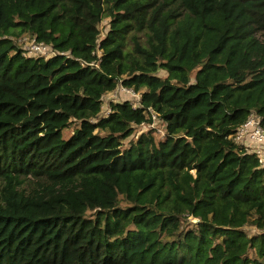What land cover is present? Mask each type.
Listing matches in <instances>:
<instances>
[{"label": "trees", "instance_id": "trees-1", "mask_svg": "<svg viewBox=\"0 0 264 264\" xmlns=\"http://www.w3.org/2000/svg\"><path fill=\"white\" fill-rule=\"evenodd\" d=\"M119 84L141 106L101 116ZM151 110L166 137L126 145ZM253 112L264 0H0V264H264V166L232 140Z\"/></svg>", "mask_w": 264, "mask_h": 264}, {"label": "built area", "instance_id": "built-area-1", "mask_svg": "<svg viewBox=\"0 0 264 264\" xmlns=\"http://www.w3.org/2000/svg\"><path fill=\"white\" fill-rule=\"evenodd\" d=\"M104 20H108L104 21ZM100 24V35L97 41V45L93 51V54L97 57L96 61L90 64L92 67H99L101 63V57L103 50L101 49V41L106 38L110 30V20L104 19ZM104 25H108V32L102 36L104 32ZM21 48L25 57L32 58H51L57 54L66 55L71 57L70 52H58L52 46L38 42L36 38L24 37L21 39ZM103 108L104 112L101 116H108L111 113V103H123L126 101L131 102L135 108L141 106V94L137 92L133 87L124 86L119 84L118 87L106 95L104 98ZM150 116L152 118L151 123H142L138 125V136L149 131L154 130L155 134L160 138L164 139L167 135V129L165 123L160 119V115L155 111L151 110ZM232 140L245 152L253 154L259 160V163L264 166V125L263 117L255 112L251 113L246 122L242 124L232 136ZM254 227V226H253ZM254 233L264 234V228L254 227Z\"/></svg>", "mask_w": 264, "mask_h": 264}, {"label": "rangeland", "instance_id": "rangeland-1", "mask_svg": "<svg viewBox=\"0 0 264 264\" xmlns=\"http://www.w3.org/2000/svg\"><path fill=\"white\" fill-rule=\"evenodd\" d=\"M104 21H107V22H109L108 20H104ZM108 25H104V32L102 33V36H104V35H106V33L108 32ZM23 46V45H22ZM159 75L160 76H166V73L165 72H163V71H160L159 72ZM104 112V109L102 110V113ZM72 130L73 129H65L64 130V132H63V136H64V138L65 139H68V138H70V136L71 135H73L72 134ZM74 133V132H73ZM138 133L137 134H134L131 138H129V139H127V141H126V145H128L129 144V142L131 141V140H133V139H137L138 137ZM245 230L247 231V232H249V233H254L255 232V229H254V227L252 226V225H248V226H246L245 227Z\"/></svg>", "mask_w": 264, "mask_h": 264}]
</instances>
